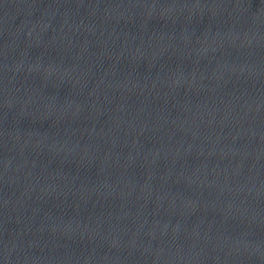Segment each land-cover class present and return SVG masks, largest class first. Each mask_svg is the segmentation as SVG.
<instances>
[{"label": "water", "instance_id": "water-1", "mask_svg": "<svg viewBox=\"0 0 264 264\" xmlns=\"http://www.w3.org/2000/svg\"><path fill=\"white\" fill-rule=\"evenodd\" d=\"M0 264H264V0H0Z\"/></svg>", "mask_w": 264, "mask_h": 264}]
</instances>
